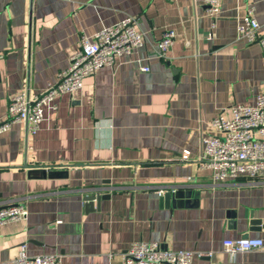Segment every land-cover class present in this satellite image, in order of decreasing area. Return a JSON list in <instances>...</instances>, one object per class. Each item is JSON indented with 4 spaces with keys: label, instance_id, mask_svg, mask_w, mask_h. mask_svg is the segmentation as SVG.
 I'll return each instance as SVG.
<instances>
[{
    "label": "crops",
    "instance_id": "1",
    "mask_svg": "<svg viewBox=\"0 0 264 264\" xmlns=\"http://www.w3.org/2000/svg\"><path fill=\"white\" fill-rule=\"evenodd\" d=\"M251 6L264 34V0H221L215 18L203 0H0V121L13 96L58 81L82 37L127 17L145 36L131 58L59 96L36 134L17 123L0 135V206L28 212L0 229V264L23 244L62 264H120L139 241L191 252L192 264H264L263 250L223 249L227 239L264 241V178L216 183L201 162L202 138L221 134L212 120L264 96V50L236 36ZM166 30L175 40L159 59ZM177 188L192 197L167 207L162 196ZM90 195L106 198L88 208Z\"/></svg>",
    "mask_w": 264,
    "mask_h": 264
},
{
    "label": "built area",
    "instance_id": "2",
    "mask_svg": "<svg viewBox=\"0 0 264 264\" xmlns=\"http://www.w3.org/2000/svg\"><path fill=\"white\" fill-rule=\"evenodd\" d=\"M203 3L212 18L219 14L221 0H203ZM136 24L135 18L127 17L93 36L82 37L70 57L69 66L59 74L54 85L33 97L22 92L10 99L7 119L0 121V135L17 123H25L28 133L36 134L44 121L45 109H55L54 102L59 96L74 95L82 89L84 80L96 71L113 67L119 58H131L135 50L145 45V36ZM236 36L238 40L257 43L264 50V34L260 32L253 6L239 22ZM174 40L173 30L163 32L155 57L165 59ZM140 70L148 73L150 67L141 66ZM211 124L221 134L202 138L201 162L210 171L213 181L221 183L242 176L264 178V96H258L252 106H233L230 119L219 115ZM180 160L187 161L188 154ZM27 216L23 205L0 206V229L9 223L25 220ZM223 249L230 256L252 250H263L264 255V241L254 237L227 239L223 242ZM192 260L191 252L164 251L159 243L139 241L131 244L120 264H192ZM13 264H62V259L58 255L29 256L27 245L23 244Z\"/></svg>",
    "mask_w": 264,
    "mask_h": 264
},
{
    "label": "water",
    "instance_id": "3",
    "mask_svg": "<svg viewBox=\"0 0 264 264\" xmlns=\"http://www.w3.org/2000/svg\"><path fill=\"white\" fill-rule=\"evenodd\" d=\"M34 173H39L41 176L45 177L47 175L46 170L44 169H34L32 170ZM65 175L64 171H58V172H51L48 174L51 178H57L62 177ZM192 197V191L185 188H177L174 190H167L164 195L161 198V201L168 207L169 205H172L173 207H182L183 201L190 199ZM106 196L102 197H96L95 195L86 196L84 198V201L86 203V207H93V203L99 202L102 199H105ZM185 205H188L187 202H185ZM98 207V206H97Z\"/></svg>",
    "mask_w": 264,
    "mask_h": 264
}]
</instances>
